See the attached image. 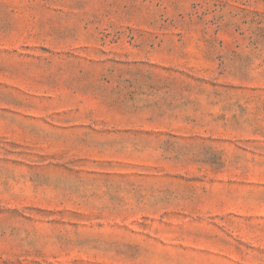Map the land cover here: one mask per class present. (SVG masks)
<instances>
[{
  "label": "rangeland",
  "instance_id": "374dc122",
  "mask_svg": "<svg viewBox=\"0 0 264 264\" xmlns=\"http://www.w3.org/2000/svg\"><path fill=\"white\" fill-rule=\"evenodd\" d=\"M0 264H264V0H0Z\"/></svg>",
  "mask_w": 264,
  "mask_h": 264
}]
</instances>
